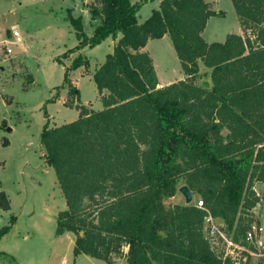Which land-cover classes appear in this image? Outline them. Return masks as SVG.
<instances>
[{
  "label": "trees",
  "instance_id": "obj_1",
  "mask_svg": "<svg viewBox=\"0 0 264 264\" xmlns=\"http://www.w3.org/2000/svg\"><path fill=\"white\" fill-rule=\"evenodd\" d=\"M94 1L90 36L69 13L78 44L66 53L115 40L93 73L103 108L77 105L75 120L46 122L40 132L66 204L55 234L73 233L74 255L107 264H115L113 255L124 258L121 264H225L203 220L208 212L220 219L240 244L254 223V184L264 183V0H230L244 34L212 42L203 30L224 12L211 0H160L142 22L136 15L149 0ZM165 34L184 79L158 87L144 47ZM87 65L75 57L64 83L71 84L69 70ZM203 70L210 88L195 82ZM179 182L202 197L203 208L164 203ZM0 208H10L3 191ZM14 221L11 215L0 238Z\"/></svg>",
  "mask_w": 264,
  "mask_h": 264
},
{
  "label": "rangeland",
  "instance_id": "obj_2",
  "mask_svg": "<svg viewBox=\"0 0 264 264\" xmlns=\"http://www.w3.org/2000/svg\"><path fill=\"white\" fill-rule=\"evenodd\" d=\"M94 3V0H0V191L10 203L9 210L0 208V228L10 224L11 215L15 216L9 231L0 238V264H107L86 254L74 255L73 233L55 234L56 217L66 204L55 173L44 160L40 143V132L46 122L53 127L75 120L79 115L77 105L96 111L103 108L93 73L112 51V38L94 47L66 53L78 44L69 13L81 17L83 30L90 36L93 24L89 6ZM211 4L224 15L209 17L202 36L207 42L223 41L226 34L236 31L237 15L230 0H211ZM154 8L157 7L150 0L144 3L136 15L138 22L144 21ZM12 30L19 32L20 43L8 36ZM5 40L11 53L6 51ZM147 50L157 64L161 85H168L167 79L174 82L183 77L168 35L150 39ZM78 55L86 57L88 65L69 70L68 85L63 80L65 69ZM205 71L208 70L196 76L195 82L210 88ZM72 87L76 88L74 92ZM180 186L182 182L175 195L164 200L166 205L185 204L178 191ZM254 189L259 202L251 213L253 221L259 222L264 215V183L256 182ZM200 199L194 193L191 204ZM214 219L220 231L230 237L222 221ZM208 240L226 264L221 236ZM237 256L239 264H264V254L252 246L237 252ZM112 261L121 264L124 258L113 255Z\"/></svg>",
  "mask_w": 264,
  "mask_h": 264
},
{
  "label": "built area",
  "instance_id": "obj_3",
  "mask_svg": "<svg viewBox=\"0 0 264 264\" xmlns=\"http://www.w3.org/2000/svg\"><path fill=\"white\" fill-rule=\"evenodd\" d=\"M8 36L13 38L17 43L21 42V36L17 30L9 31ZM4 42L6 51L11 53V47L6 45V40ZM195 205L199 208H203L202 199L197 200ZM261 218L262 219L259 222H254L246 230V244H240L235 242L231 237H227L225 234H223L217 226L215 219L208 212L207 215L204 216L203 220L205 236L207 235L206 237L210 239L211 237L215 238L220 235L223 239V243L225 244V258L230 259V264H239L237 262V252L247 251L251 246L260 250L264 254V215H262Z\"/></svg>",
  "mask_w": 264,
  "mask_h": 264
},
{
  "label": "crops",
  "instance_id": "obj_4",
  "mask_svg": "<svg viewBox=\"0 0 264 264\" xmlns=\"http://www.w3.org/2000/svg\"><path fill=\"white\" fill-rule=\"evenodd\" d=\"M151 2L152 3H155V5H156V7H158L159 6V3H160V0H151ZM131 3H132V1H131ZM85 4H86V2H85ZM215 10H217L216 8H215ZM90 22L93 24V21H92V19H91V16H90ZM237 20H238V24H237V26H236V31L234 32V33H237V34H240V35H243L244 34V31H243V27H242V25L240 24V21H239V19H238V17H237ZM207 25V24H206ZM206 27V26H205ZM205 29V28H204ZM204 31V30H203ZM165 35H167V34H165ZM227 35V34H226ZM225 35V36H226ZM225 36H224V39H225ZM163 37H161V38H158V39H162ZM113 40V39H112ZM114 42H115V40H113ZM149 41H150V39L148 40V42L146 43V45H145V47H144V50H146L147 52H148V50H147V46H148V44H149ZM114 44V43H113ZM149 53V52H148ZM176 53V52H175ZM152 56V55H151ZM177 56V55H176ZM152 58V61H153V65H154V68H155V70H156V72H157V64H156V62H155V60H154V58H153V56L151 57ZM177 59H178V57H177ZM179 61V60H178ZM179 68L181 69V66H180V62H179ZM181 71H182V69H181ZM183 73V72H182ZM157 74V73H156ZM158 77V76H157ZM178 77H180V74L178 75ZM181 79H184V74H183V77L182 78H178V79H176V80H174V82H176V81H178V80H181ZM172 81V79H167V83L168 84H170V83H173V82H171ZM158 87H163V85H161L160 83H159V81H158V85H157ZM66 233V232H65ZM64 233V234H65ZM61 235H63V234H61ZM61 235H59V236H61ZM74 235V234H73ZM74 239H75V237H74ZM78 255H80V254H78Z\"/></svg>",
  "mask_w": 264,
  "mask_h": 264
},
{
  "label": "water",
  "instance_id": "obj_5",
  "mask_svg": "<svg viewBox=\"0 0 264 264\" xmlns=\"http://www.w3.org/2000/svg\"><path fill=\"white\" fill-rule=\"evenodd\" d=\"M27 77H28V82H31L32 76L29 72L27 73ZM178 191L182 194L185 200V204H190L192 202L194 193L193 191L190 190V188L187 185L180 186L178 188Z\"/></svg>",
  "mask_w": 264,
  "mask_h": 264
}]
</instances>
